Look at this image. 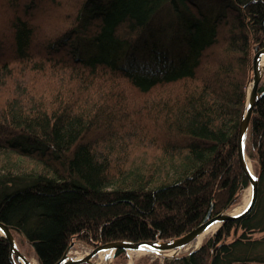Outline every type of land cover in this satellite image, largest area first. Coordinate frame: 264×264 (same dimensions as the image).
<instances>
[{"label":"trees","instance_id":"obj_1","mask_svg":"<svg viewBox=\"0 0 264 264\" xmlns=\"http://www.w3.org/2000/svg\"><path fill=\"white\" fill-rule=\"evenodd\" d=\"M52 1L3 0L0 221L22 231L19 248L56 264L75 240H169L231 208L250 185L238 136L264 0H81L38 39L36 8ZM259 93L246 143L260 176L253 209L195 251L135 264H264V82ZM137 149L144 161L130 159ZM0 264H12L3 235Z\"/></svg>","mask_w":264,"mask_h":264},{"label":"water","instance_id":"obj_2","mask_svg":"<svg viewBox=\"0 0 264 264\" xmlns=\"http://www.w3.org/2000/svg\"><path fill=\"white\" fill-rule=\"evenodd\" d=\"M254 51L255 53L252 60L253 78L252 81H250L251 89L246 94L247 97L242 113L238 136L239 162L243 171L249 178V187L251 188L250 199L246 207L242 211L237 213L235 212V210L230 211L229 209H226L213 216H210V214H208L204 221H202V223H200L198 226L194 227L191 231L183 236L171 238L169 240H123L98 243L94 246H90L83 256H76L72 254V249L77 243L76 241H73L66 249L63 257L56 264H103L104 262H106L105 264H109V261L112 260V258L115 256L118 249L126 250L127 254H129V251H145L156 256L168 258L178 257L180 255L179 253L183 250V248H185L187 244L193 242L202 233L210 229L211 226H214L216 224L218 226H221L222 223L227 220L239 219L247 215L253 209L258 197L260 176L255 172L253 166L252 169H250L249 167L248 159L250 160V158L248 157L246 152V143L248 138L250 119L254 106L263 95V93H259V88L264 76V64H262V59L264 56V46H255ZM13 230L22 235V231L17 227L5 224L0 221V235L5 236L9 241L10 259L12 264H36L20 250L16 237L13 234ZM196 249H198V247L188 252L195 251ZM108 251H112V255L107 253L103 259L99 257V254L101 252ZM37 264L39 263L37 262Z\"/></svg>","mask_w":264,"mask_h":264},{"label":"rangeland","instance_id":"obj_3","mask_svg":"<svg viewBox=\"0 0 264 264\" xmlns=\"http://www.w3.org/2000/svg\"><path fill=\"white\" fill-rule=\"evenodd\" d=\"M80 1L81 0H54L51 3L48 2L45 5L43 4L44 6L41 8H39V6H38L36 8L37 12H35V15H34L35 21H33V23L39 27L38 28V35H39L38 39L41 38L40 35H42V34H45L47 37H49V36L51 37L53 32L61 31V29H63L66 25H68V23L74 18V15L77 13V9H78L77 5ZM215 1L216 0H200V3L203 4L204 7H211L210 4H212V6H214ZM36 3H39V0L38 1L35 0V2L33 4L34 8L37 5ZM3 11L6 12L7 10L5 8H3V0H0V24H2L1 21L4 18ZM256 46L259 47V45H256ZM254 49H255V47H254ZM254 49L252 50V56H251L252 60H253V56L255 53ZM252 78H253V67H252V62H251L249 69H248V80H247V83L245 85L246 94L251 89L250 81H252ZM66 80H71L70 82H72V84H74V85H76V83L78 82L77 80H73L69 75L66 76ZM122 80L124 82H126L123 78H122ZM263 82H264V76L262 78L260 86L263 85ZM77 85H79V83H77ZM42 87H44V86L42 85ZM174 88H177V90L180 91L181 86L175 85ZM131 96L135 102H139L142 100V96L135 93L134 91L132 92ZM245 101H246V99H245ZM140 150L137 149V150H135V152L131 153L130 159L131 160L136 159V161H138V162L144 161L143 158L146 155L144 154V152L142 150L141 151ZM250 160H251L252 166L255 170V167H254L255 161L252 160L251 158H250ZM249 188L250 187L248 186V187H246L240 191L239 198H238L237 202H235L232 205V207L229 208L230 211L235 210L237 207L242 205V203L244 202L245 195L248 194ZM219 228H220V226H218V228H216L215 230L209 232L205 239L214 235L219 230ZM231 232L232 233H231L228 240H232L234 238H237V236L241 235L242 230L238 229L237 231H234V229H233ZM262 235H263V233L254 234V236L256 238L261 237ZM75 241L77 242L76 243L77 245H80L82 247L79 249V251L77 250V252L73 251L72 254L75 252L76 253H81L83 251L86 252V249L88 250V248L90 246H92V245H88L87 243L82 242V241H78V240H75ZM193 248L194 247L190 246L189 248L182 250L180 255L182 253H187L188 251L192 250ZM20 250L24 254H26L28 256V258H30L32 261H34L37 264L38 260L36 258L35 251L31 247V245H28V243L26 242L24 244L23 250L22 249H20ZM128 256H129V254H128ZM145 256L149 257V261L158 259L159 261L162 262L164 260L163 258L156 257L155 255H153L151 253H144V254H134V258H133L134 261L133 262H132V259L130 260V257H129V260H126V261H123V259L121 257H118V258L113 257L112 260L109 261L110 262L109 264H135V260L141 261ZM142 262H143V260H142ZM105 263L106 262H104L103 264H105ZM249 264H259V263L251 262Z\"/></svg>","mask_w":264,"mask_h":264},{"label":"bare ground","instance_id":"obj_4","mask_svg":"<svg viewBox=\"0 0 264 264\" xmlns=\"http://www.w3.org/2000/svg\"><path fill=\"white\" fill-rule=\"evenodd\" d=\"M262 64H264V56H263V59H262ZM248 164H249V167H250V169H252V164H251V161L248 159ZM250 195H251V188H249L248 189V194H246L245 195V198H244V202L242 203V205L241 206H239V207H237L236 209H235V212L237 213V212H240V211H242L245 207H246V205H247V203H248V201H249V199H250ZM218 227V225L216 224V225H214V226H211V228L210 229H208L207 231H205L204 233H202L198 238H196L193 242H191L190 244H187L186 246H185V248H183V250H185V249H187V248H189L190 246H192V247H194V248H197V247H199V246H201V244L203 243V241L205 240V238H206V236L208 235V233L209 232H211V231H213V230H215L216 228ZM82 246H80V245H75L74 247H73V249H72V252L73 251H76L77 252V250L79 251V249L81 248ZM84 247V246H83ZM193 248V249H194ZM73 253V255H76V256H83L86 252H87V249H86V252H81V253ZM182 252V251H181ZM180 252V253H181ZM107 253H109L110 255H112V251H108V252H101L100 254H99V257L101 258V259H103L104 258V256L107 254ZM144 253H147V252H145V251H129V257H130V260L132 259V262L134 261L133 260V258H134V254H144ZM179 253V254H180ZM27 256V255H26ZM156 256V255H155ZM28 257V256H27ZM156 257H161V258H164V257H162V256H156Z\"/></svg>","mask_w":264,"mask_h":264}]
</instances>
